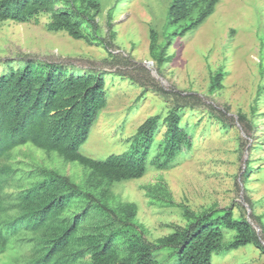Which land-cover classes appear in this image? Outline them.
Instances as JSON below:
<instances>
[{
    "label": "trees",
    "instance_id": "trees-1",
    "mask_svg": "<svg viewBox=\"0 0 264 264\" xmlns=\"http://www.w3.org/2000/svg\"><path fill=\"white\" fill-rule=\"evenodd\" d=\"M122 1L117 0L110 17ZM219 1H172L166 26L150 30V53L159 69L170 60L168 48L175 38L202 26ZM102 12L101 0H0V24L45 15L49 16L48 31L91 45L105 44L98 19ZM5 63L8 69L0 74V262L13 253L4 264H166L173 257L175 264H213L214 255L249 244L264 252L262 217L253 215L263 228V237L245 213L236 216L235 205L202 212L182 205L186 224L153 242L137 221V203L116 198V184L141 179L151 168L169 170L193 149L194 127L184 123V116L188 108L202 103L200 96L168 91L149 74L143 82L131 77L144 92L150 88L172 106L165 117H148L127 151L96 159L81 147L109 105L107 73L31 59ZM224 78L223 71L211 77V93L223 88ZM220 113L225 116L226 112ZM239 117L251 131L259 126L243 112ZM26 143L56 152L68 162H79L86 169L84 183L56 170L38 168L35 172L45 180L8 191L15 172L12 152ZM251 164L243 173L244 180L252 171ZM163 192L153 187L148 196L157 203L156 193ZM225 229L235 231L229 242L223 241Z\"/></svg>",
    "mask_w": 264,
    "mask_h": 264
},
{
    "label": "rangeland",
    "instance_id": "rangeland-1",
    "mask_svg": "<svg viewBox=\"0 0 264 264\" xmlns=\"http://www.w3.org/2000/svg\"><path fill=\"white\" fill-rule=\"evenodd\" d=\"M172 1L123 0L110 17L117 0H101L102 45L48 31L49 16L45 15L28 22L2 23L0 74L8 69L7 60L24 59L106 72L109 105L81 147L96 159L127 151L138 127L150 116L165 117L172 106L150 88L144 92L131 77L143 82L149 74L168 91L197 94L202 103L188 108L184 116V123L194 127L193 149L169 170L151 168L141 179L116 184V198L137 203V221L153 242L186 224L182 205L196 212L235 205L236 216L245 213L262 236L263 228L253 215L264 222V90L260 92L264 86V0H220L202 26L175 38L168 48L170 60L159 69L150 53V30L166 26ZM218 71L225 73L223 88L211 93V77ZM220 112H226L225 116ZM240 112L259 126L251 131ZM162 137L163 133L158 138ZM11 163L15 172L8 191L45 180L35 172L38 168L56 170L84 183L86 169L79 162H68L31 143L16 148ZM249 164L252 171L244 180ZM153 187L164 191L156 193L157 203L148 196ZM224 232V242L235 236L233 230ZM13 256L7 254L0 264ZM175 263L173 257L166 264ZM213 264H264V252L249 244L214 255Z\"/></svg>",
    "mask_w": 264,
    "mask_h": 264
},
{
    "label": "water",
    "instance_id": "water-1",
    "mask_svg": "<svg viewBox=\"0 0 264 264\" xmlns=\"http://www.w3.org/2000/svg\"><path fill=\"white\" fill-rule=\"evenodd\" d=\"M154 74L156 75V73L154 72ZM157 76V75H156Z\"/></svg>",
    "mask_w": 264,
    "mask_h": 264
}]
</instances>
